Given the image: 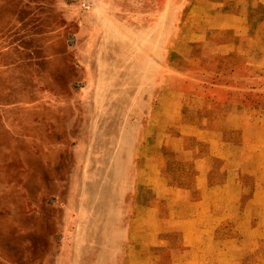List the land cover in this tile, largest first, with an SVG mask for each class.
<instances>
[{
  "label": "rangeland",
  "instance_id": "374dc122",
  "mask_svg": "<svg viewBox=\"0 0 264 264\" xmlns=\"http://www.w3.org/2000/svg\"><path fill=\"white\" fill-rule=\"evenodd\" d=\"M191 2L0 0V264H130L157 50Z\"/></svg>",
  "mask_w": 264,
  "mask_h": 264
},
{
  "label": "crops",
  "instance_id": "0c3cea01",
  "mask_svg": "<svg viewBox=\"0 0 264 264\" xmlns=\"http://www.w3.org/2000/svg\"><path fill=\"white\" fill-rule=\"evenodd\" d=\"M167 46L130 264H264V0H192Z\"/></svg>",
  "mask_w": 264,
  "mask_h": 264
}]
</instances>
